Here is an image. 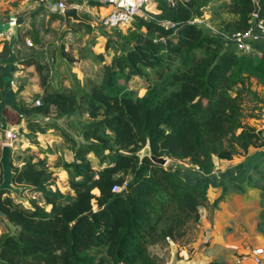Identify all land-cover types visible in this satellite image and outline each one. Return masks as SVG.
Returning <instances> with one entry per match:
<instances>
[{"label":"trees","instance_id":"trees-1","mask_svg":"<svg viewBox=\"0 0 264 264\" xmlns=\"http://www.w3.org/2000/svg\"><path fill=\"white\" fill-rule=\"evenodd\" d=\"M155 1L159 12L135 17L145 32L124 43L122 53L110 63H104L102 53L92 55L100 66L79 99L76 89L49 92L41 63L23 60L36 68L43 94L39 106L21 102L22 113L53 109L65 117L85 113L88 119L82 127L85 142L73 141L74 158L64 164L72 171L66 192L46 188L45 160L12 165L14 184L40 191L44 203L22 207L8 191H0V209L14 228L0 233V264H162L149 247L183 239L200 219L207 186L186 182L148 158L140 160L137 152L149 141L155 155L188 159L209 173L213 157L231 164L250 146L264 143L263 131L243 122V102L257 98L249 79L264 87V51L252 46L253 51L242 52L220 35L245 31L255 21L264 24V0H257V17L252 0L222 3L229 18L216 25L218 33L191 22L202 16L209 0ZM53 16L62 20L59 13ZM79 25L91 31L90 24ZM104 47H110L109 38ZM62 54L75 60L63 48ZM136 76L146 82L141 96L129 86ZM3 114L11 124L23 118L11 107ZM27 125L43 131L32 120ZM91 152L100 155L101 167H93ZM123 183L121 192L112 190Z\"/></svg>","mask_w":264,"mask_h":264},{"label":"crops","instance_id":"crops-1","mask_svg":"<svg viewBox=\"0 0 264 264\" xmlns=\"http://www.w3.org/2000/svg\"><path fill=\"white\" fill-rule=\"evenodd\" d=\"M56 1L23 0L19 5V9H15V13L4 14L0 17V26H4V29L10 32L7 38L0 41V83H2L0 85V127L16 128L23 140L21 142L25 146L30 145V141L26 135L32 133L37 137L38 142L47 148V143L45 142V140H48L47 134L53 130L52 128L57 124L55 123L57 121L53 119L54 117L50 116L52 113L49 114V111L29 115L22 113L20 108V103L23 102L21 101V96L24 102H26V98L23 97L25 94H30L32 90L35 95L43 90L40 86L39 76L36 79L34 77V82L31 84L20 83L24 79H18L22 75L18 76L20 70L13 67L14 62L18 60L20 63V61L31 57L39 60V54L44 52L42 51L43 46L49 44V42L44 43L47 42V39H45L47 32L53 33L54 30H58L59 37L62 38V42H65L64 39H66L73 29H76L75 31H84L83 27L79 25L80 22L69 20L68 28L65 30L66 34H63V17L62 20L54 18L53 14L58 12L51 10L50 7ZM65 1L67 6L71 4L82 5L78 6L80 15L96 24V27L91 25V31H84L85 34L88 35L94 32L95 29L97 30L98 25L94 20H98L103 14L102 5L96 4L92 0H87V4L84 3L85 0ZM59 14L61 15V13ZM59 23L61 24L58 27L57 24ZM48 28L50 31H48ZM27 40L31 44L33 43V46H36L35 49L37 48V50L34 49L32 51V54L28 53L29 49L27 46L31 45L26 43ZM252 44L255 52L261 53L264 51V41L256 40ZM60 48L61 54L62 48L66 52L65 47L61 46ZM91 49L89 48V50ZM62 55L66 57L65 54ZM14 78L18 81L19 85H14ZM18 94L21 96L16 98V96H19ZM36 98L38 97L36 96ZM5 107H11L14 111L20 113L23 117L22 120L18 124L8 122L3 114ZM28 120L37 123L43 128V131L31 130L27 125ZM51 124L53 126L49 130H46V126ZM261 130L264 134V130ZM48 147L50 148V145ZM35 154L37 156L42 155L39 154V151ZM55 155V152L51 156L45 152V155L42 156H45L46 160L54 161L52 158ZM263 158L264 143L250 146L244 157L238 159L235 164H226L225 160L213 157L214 166L209 173L197 170L194 164L188 162V159L174 160L177 163L173 164L172 170L182 179L198 187L207 186V205L211 204L212 207L214 200L217 198L219 200L212 207L211 220L207 219V210L202 208L203 215L199 224H196L200 229L198 230L199 236L197 235L195 239L188 242V244L185 243V245L180 243V245L174 244L177 255L171 256L166 264H208L210 262L233 264L238 257L247 255L251 248L264 246V201H262V197L260 196L261 191L249 181V174L252 172L254 166H256V162ZM49 169L57 174L62 171V168L57 164L51 165ZM223 181L238 185L241 190L240 193L231 189L224 191L222 186L225 183ZM188 248L192 249L190 253L188 252ZM243 264H252V262L250 258H247L243 261Z\"/></svg>","mask_w":264,"mask_h":264},{"label":"rangeland","instance_id":"rangeland-1","mask_svg":"<svg viewBox=\"0 0 264 264\" xmlns=\"http://www.w3.org/2000/svg\"><path fill=\"white\" fill-rule=\"evenodd\" d=\"M22 1L23 0H0V17L4 14L15 13V9H19V5ZM225 1L228 0H209L208 3L203 8H201L202 16L206 18L207 21L215 28L217 27L216 25L218 23H221L224 18H229V15L225 12V9L222 6L219 7ZM155 9L158 10L157 8ZM155 9H152L149 12L158 13L159 11H155ZM106 12L107 9L103 6L102 13ZM94 21H96L98 25L97 30L95 29L94 32L87 35L83 30L75 31L76 29H73L67 35L66 39H64L65 42H62V38L59 37L58 30H54L53 33L47 32V36H45L47 42L44 43L46 44L49 42V44L43 46L42 51L44 52L39 54L40 59L38 61L42 65L45 83L49 92L61 88L74 90L76 89L79 92V99L80 94L84 92L86 93L88 90V86H86L87 81L89 79L96 78V70L100 66L98 58L94 59L95 57L92 55L102 53L104 57V63H110L112 57L115 54H119L124 51V43H132L135 35L145 32V29L143 27H140L137 22H133L134 20L128 25L116 28H105L99 24L98 20ZM60 24L61 23L57 24V26ZM0 28H4V26H0ZM48 31H50L49 28ZM63 34H66L65 31L63 32ZM106 38H109L110 47L108 49H105L104 47ZM61 46L66 48V52L73 55L75 59L73 62L64 60V58L66 57L61 54ZM27 47L29 49L28 53L32 54V51L36 46H33L32 43L31 46ZM89 48H92L91 50L94 53L89 50ZM35 50H37V48ZM15 62L13 64V67L20 70L18 76L22 75L18 79H24V81L19 80L21 81L20 83L23 82L31 84L34 82V77L36 79V77L39 76L33 64H27L24 61H20L19 63L18 60ZM14 83V85H19L16 79L14 80ZM145 85V80L140 76L133 77L129 81V86L134 89L139 96L144 94L146 90ZM248 85L257 93V98L251 96L243 102L245 114L243 122L245 124L255 126V128H260V130H264V87L260 83H258L255 78H250ZM16 91L18 90L16 89ZM41 94H43V91L34 95V91L32 92L31 90L30 94H25L23 97L26 98V102L31 103V101L34 100L36 96L40 97ZM20 96L21 95L16 96V98H19ZM21 101L24 102L22 96ZM52 110L53 109L49 110V114L52 113V115L50 116L52 118L54 117L53 119L57 121L55 122L57 124L55 126H53L52 124L46 126V130H49L51 126L54 127L52 128L53 130L47 134L48 140H45V142L47 143V148L43 147L41 143L38 142L37 137L34 136V134L29 133L26 136L30 141V145L25 146V144L21 142L23 140L20 137V142L17 143V148L15 150L13 149L12 151L11 161L13 166L19 168L25 161L32 158L33 161H36L37 159L45 160L46 168L50 173V176L46 181V188L52 190L58 189L61 192H66L68 185L67 180L68 177L72 174V171H66V169H64V164L68 161L71 162V159L74 158V151L72 149L73 141L77 142L78 144L85 142V139L82 135V127L83 123H85L88 118L85 113L81 112H75L74 115L65 117L64 115H59L57 114V112ZM250 115L254 117H250ZM262 135L264 137V134ZM68 137H71L70 139L72 140H69ZM2 141L3 139H0V147L2 145ZM49 145L50 148L48 147ZM38 151L39 154L42 155H45L46 152V154H48L49 156H51L55 152L56 155L54 158H52V160L54 161H49V159L46 160V157L42 155L37 156V154L35 153ZM87 155V157H90L91 163L94 168L101 167L102 162L99 160V154L91 152ZM174 160L176 159L169 158L168 163L164 167L172 169L173 164L177 163L174 162ZM48 161L50 164L48 163ZM235 163L237 162H234L233 164ZM55 164L62 168V171L59 174L49 169L51 165ZM249 181L252 185H254V187L261 191L260 196L262 197V201H264V158L256 162V166H254L252 172L249 174ZM223 183H225V185L222 186L224 191L231 189L236 190L240 193L241 190L239 189L238 185H232V183L228 181H223ZM21 187L22 191L19 197L15 196V194L11 192H9L8 194L14 203H17L22 207H30L32 201H35L40 205L44 203V199L40 191L36 190L28 184H24ZM202 208H205L207 210V219L211 220V212L213 210L211 204H206L204 207L201 206L199 221L193 223L190 231L183 237V239H181V241H179L178 243L170 241L169 244H166L164 246L149 247L150 253L152 255L158 256L162 264H166L171 256L177 255L175 248L176 246L174 244H188V242L192 241L197 237L198 234H200L198 233V230L200 229L198 228V226H196V224H199L203 215ZM7 230L14 231V228H8L0 218V233ZM191 250V248H188L189 253L191 252Z\"/></svg>","mask_w":264,"mask_h":264},{"label":"built area","instance_id":"built-area-1","mask_svg":"<svg viewBox=\"0 0 264 264\" xmlns=\"http://www.w3.org/2000/svg\"><path fill=\"white\" fill-rule=\"evenodd\" d=\"M96 4L102 5L107 9L106 13H103L99 18V24L105 28H116L128 25L136 16L149 17V11L156 8L155 0H92ZM170 4H175L177 0H166ZM87 0L84 3L87 4ZM83 3V4H84ZM74 6H82L75 5ZM67 6L65 0H57L50 5L51 10L61 13L63 8ZM155 11H158L155 9ZM255 17V16H254ZM192 23L202 24L215 33H218L216 28L213 27L206 18L203 16H196L192 19ZM166 27L172 25L168 22L164 23ZM10 35L9 30L0 29V41L7 38ZM225 41H228L235 45L238 50L242 52L253 51V41H264V24L261 21H255L254 24L245 31H237L227 37L224 34H220ZM160 39H163L161 37ZM26 43L31 45L27 40ZM33 105L39 106L41 104L40 98H34L32 100ZM0 139H3L2 144H9L12 149L17 148V143L20 142V133L14 127L2 128L0 127ZM16 143V144H15ZM197 170L198 167L195 166ZM125 187V183L122 185H114L112 190L115 192H121ZM247 258L253 262V264H264V246L251 248L247 255L238 257L233 264H243V261Z\"/></svg>","mask_w":264,"mask_h":264},{"label":"water","instance_id":"water-1","mask_svg":"<svg viewBox=\"0 0 264 264\" xmlns=\"http://www.w3.org/2000/svg\"><path fill=\"white\" fill-rule=\"evenodd\" d=\"M253 1V11L252 15L257 17L259 12V5L257 0ZM61 15L63 17V27L62 32H64L68 28V22L69 20L80 22V23H86L90 24L92 26L96 27V24L94 22L89 21L85 17L81 16L78 10L77 6L69 5L63 8L61 11ZM4 20V19H3ZM6 21V20H4ZM4 29V28H0ZM12 147L9 144H2L0 147V167H1V180H0V191H8L15 196L19 197L21 195V187L14 184V175L15 172L13 170V166L11 163V154H12ZM137 156L140 160L143 158H148L153 164L165 166L168 161V156H157L152 152L151 146L149 141L145 143V145L137 152ZM0 218L5 223V225L12 229L13 225L8 220L6 214L0 209Z\"/></svg>","mask_w":264,"mask_h":264}]
</instances>
